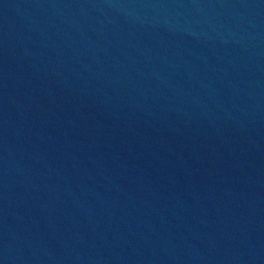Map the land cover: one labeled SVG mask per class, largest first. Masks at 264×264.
Listing matches in <instances>:
<instances>
[{"label": "water", "instance_id": "95a60500", "mask_svg": "<svg viewBox=\"0 0 264 264\" xmlns=\"http://www.w3.org/2000/svg\"><path fill=\"white\" fill-rule=\"evenodd\" d=\"M0 264H264V0H0Z\"/></svg>", "mask_w": 264, "mask_h": 264}]
</instances>
